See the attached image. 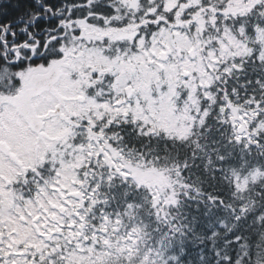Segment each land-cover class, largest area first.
I'll return each mask as SVG.
<instances>
[{"label":"snow or ice","instance_id":"obj_1","mask_svg":"<svg viewBox=\"0 0 264 264\" xmlns=\"http://www.w3.org/2000/svg\"><path fill=\"white\" fill-rule=\"evenodd\" d=\"M0 264H264V0H0Z\"/></svg>","mask_w":264,"mask_h":264}]
</instances>
